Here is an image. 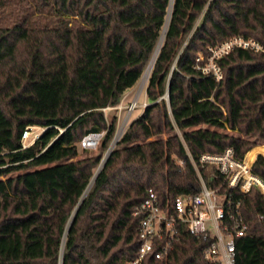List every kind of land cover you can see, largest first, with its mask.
Instances as JSON below:
<instances>
[{"label":"trees","instance_id":"1","mask_svg":"<svg viewBox=\"0 0 264 264\" xmlns=\"http://www.w3.org/2000/svg\"><path fill=\"white\" fill-rule=\"evenodd\" d=\"M240 35L264 46V0H0V264H133L150 190L171 208L201 192L191 159L232 148L244 160L264 141V54L233 51L220 82L196 68ZM157 49L150 103L105 157L118 116L104 109ZM29 126L46 131L23 149ZM93 132L98 153L80 157ZM252 168L264 181V156ZM222 192L248 225L235 264H264V195ZM206 245L180 226L170 255L142 264H209Z\"/></svg>","mask_w":264,"mask_h":264},{"label":"built area","instance_id":"2","mask_svg":"<svg viewBox=\"0 0 264 264\" xmlns=\"http://www.w3.org/2000/svg\"><path fill=\"white\" fill-rule=\"evenodd\" d=\"M247 50L264 54V46L257 40L240 35L230 38L216 46L208 48V55L200 53L196 68L204 76L220 82L223 71L219 61L235 50ZM128 95L115 107L104 109L116 111L118 128L113 141L118 140L128 127L129 118L139 107V96L131 103L125 104ZM147 98V95H146ZM142 106V105H141ZM148 104L145 102L141 114ZM126 111V118L121 127V115ZM46 128L41 126L26 127L21 136L22 148L32 146ZM104 133H89L79 143L81 150H96ZM264 156L263 154H260ZM237 159L235 151L227 148L221 154L205 153L196 163L191 159L201 185V192L195 196H180L169 208L162 205L157 195L151 190L147 199L136 206L134 216L140 217L138 235L141 242L139 254L133 264H142L148 255H155L162 260L170 255L180 226L190 235L207 242L203 257L209 264H235L236 240L248 232L240 212L239 202L233 204L228 195L222 192L224 187L246 194L257 189L264 195V181L253 172V163L257 159Z\"/></svg>","mask_w":264,"mask_h":264},{"label":"rangeland","instance_id":"3","mask_svg":"<svg viewBox=\"0 0 264 264\" xmlns=\"http://www.w3.org/2000/svg\"><path fill=\"white\" fill-rule=\"evenodd\" d=\"M204 54V53H203ZM150 64H148L146 70L148 69ZM146 70L142 76V78L140 79V81L136 84V86H134L131 91H130V94L128 95V97L126 98L125 100V104H128V103H131L135 96H139V107L136 109V111L133 113V115L130 116L129 118V121L127 123V125H129L130 123H132L134 120H136L144 107V103L146 102L147 104H149V100L148 98H146V87H147V73H146ZM142 105V106H141ZM114 114H117L116 111H109L107 112V115H108V119L110 120V118L114 115ZM126 118V111L123 112V114L121 115V122L119 124V127H121V125L123 124V121L124 119ZM177 133L181 136V132L179 130H177ZM90 154H96L98 153V148L96 150H92V151H89ZM260 155V154H263L264 155V141H258L257 142V146H255L246 156V158L248 160H252V159H255V157L257 155ZM79 156H83L82 154V150L79 149Z\"/></svg>","mask_w":264,"mask_h":264},{"label":"water","instance_id":"4","mask_svg":"<svg viewBox=\"0 0 264 264\" xmlns=\"http://www.w3.org/2000/svg\"><path fill=\"white\" fill-rule=\"evenodd\" d=\"M157 53H158V51H157ZM154 60H155V59H154ZM154 60H153V63H154ZM153 63H152V65H153ZM152 65H151L150 67H148V69L146 70V73H147V80H148V78H149V75H150V72H151V69H152ZM166 99L169 100V91H168V93L166 94ZM117 141H118V140L113 141V142L111 143V145H110V147H109L107 153L105 154V157H106V155H108V154L110 153V151L114 148V146H115V144L117 143Z\"/></svg>","mask_w":264,"mask_h":264},{"label":"bare ground","instance_id":"5","mask_svg":"<svg viewBox=\"0 0 264 264\" xmlns=\"http://www.w3.org/2000/svg\"><path fill=\"white\" fill-rule=\"evenodd\" d=\"M157 51H158V49L156 50V52H155V54H154V56H153L152 62L150 63L149 67L152 65V63H153V60L156 58ZM146 75H147V74H146Z\"/></svg>","mask_w":264,"mask_h":264},{"label":"crops","instance_id":"6","mask_svg":"<svg viewBox=\"0 0 264 264\" xmlns=\"http://www.w3.org/2000/svg\"><path fill=\"white\" fill-rule=\"evenodd\" d=\"M130 91H131V89L125 93V96L126 95H129L130 94Z\"/></svg>","mask_w":264,"mask_h":264}]
</instances>
